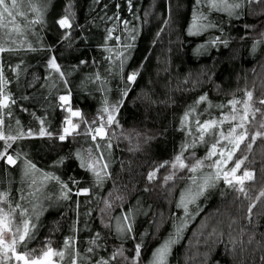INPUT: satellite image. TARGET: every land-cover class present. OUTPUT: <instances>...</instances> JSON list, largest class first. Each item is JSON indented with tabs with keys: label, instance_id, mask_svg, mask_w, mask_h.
<instances>
[{
	"label": "trees",
	"instance_id": "trees-1",
	"mask_svg": "<svg viewBox=\"0 0 264 264\" xmlns=\"http://www.w3.org/2000/svg\"><path fill=\"white\" fill-rule=\"evenodd\" d=\"M132 3L129 11L127 0H49L44 22L26 30L24 36L17 38V45H13L17 47L22 42L23 46L14 53L0 54V64L10 81L7 90L16 100L10 109L11 116L5 114L6 125L10 124L13 131L17 128L36 131L40 127L36 117H41L54 134L51 138L33 136L17 140L9 154L19 153L22 160H31L43 172L54 173L72 189L70 198L62 199L61 186L49 181L31 204L22 201L30 211L35 205L39 213L38 218L33 215L36 234L29 248H39L48 240L53 247L60 248L66 237L75 236L84 252L89 239L99 232L100 247L86 255L92 259L108 257L122 244L125 255L131 256L135 244L143 238L141 264H147L152 251L185 219L176 204L191 185L187 179L190 175L162 184L169 168L160 169L152 182L146 178L148 172L163 161H171L182 144L196 142L195 148L185 152L188 160L190 156L193 160V153L204 158L209 147L197 139L194 121L190 123L191 136L187 129L181 131L184 113L195 108L193 115L203 121L228 112L229 107L216 106L227 105L233 96L242 98L244 90L252 91L254 98L264 97V14H260L264 6L246 7L239 17L208 12V22L215 27L201 35L189 36L193 0H132ZM69 4L75 13L74 27L65 39V30L56 21ZM123 20L129 21L128 29L136 30L132 33L135 40ZM109 29H115L114 38L120 37L119 43L115 39L107 41V46L113 48L111 53L104 47ZM216 37L227 45L213 46L210 41ZM125 43L134 46L124 49ZM119 52L124 53L121 59L127 57L123 71L116 59ZM52 56L65 73L63 79L47 67ZM109 56L111 60L107 59ZM133 71L139 74L134 83H128L127 76ZM97 74L100 80L96 79ZM125 88L130 90L116 116L120 127L113 126L114 136L110 132L111 149H102L111 178L97 186L92 173L80 167L76 156L80 152L87 157L89 148L99 156L91 139L83 134L65 141L57 138L66 115L60 108L59 96L70 94L73 109H79L91 122L100 114L105 99L109 103L120 100ZM201 95H207L208 100L197 105ZM209 102L213 107H208ZM224 128L228 126L225 124ZM206 139L211 142V138ZM244 155L248 156L245 167L256 173L255 181L246 185L253 197L264 187V141L258 140L251 152L242 144L236 156ZM61 160L63 163H57ZM22 167V163L10 167L0 160V190L10 189L13 200L19 198L20 189L27 191ZM208 170L204 168L202 174L207 175L211 172ZM216 187L221 188L208 190L196 204L189 205L194 218L188 220L173 246L170 264H264L260 259L264 256V202L257 203L249 223L247 209L251 200L223 181ZM81 188L90 189V194L75 195ZM116 196L123 199L117 200ZM105 199L113 204L106 213L100 211ZM128 213L134 228L131 236L135 239L122 240L115 231L116 217ZM113 264L127 262L118 260Z\"/></svg>",
	"mask_w": 264,
	"mask_h": 264
},
{
	"label": "snow or ice",
	"instance_id": "snow-or-ice-1",
	"mask_svg": "<svg viewBox=\"0 0 264 264\" xmlns=\"http://www.w3.org/2000/svg\"><path fill=\"white\" fill-rule=\"evenodd\" d=\"M48 3L49 0H0V54L14 53L23 46L21 42L17 47H13V45H17V38L24 36L26 30L44 22V14ZM127 4L129 11H132V0H127ZM253 4L264 6V0H193V13L187 30L188 35H201L208 28L215 27L214 24L208 22V12H224L229 17H239L246 7L250 8ZM117 7L119 6L117 5ZM29 12L32 14L31 18L29 17ZM260 14H264V11ZM74 18L75 13L72 12L69 4L65 9V14L56 21L58 26L65 30V39L71 35L69 30L74 27ZM116 19H120L119 14L116 15ZM122 23L125 29L129 31L131 39L135 40L136 37L132 33L136 30L134 28L128 29V20H123ZM245 27L250 28L252 26L245 25ZM114 31L115 29H109L106 36L104 47L109 53L113 51V48L107 46V41L113 39L118 43L120 41L119 36L113 37ZM210 43L213 46L218 43L227 45V42L221 41L219 37H216ZM133 46L128 43L123 44L124 49H130ZM203 47L205 46L201 45V48ZM28 48L35 51L31 44H28ZM199 50L197 49V51ZM123 56V52H119L116 55V59L120 60L121 71H123L124 62L127 59V57L121 59ZM107 59L111 60L112 57L109 56ZM81 63H84V61H81ZM47 67L52 73L58 74L63 79L65 73L61 70V66L57 63L55 56L49 58ZM16 68H19V65ZM15 70L13 69V71ZM138 74L136 71L131 72L127 76V82L134 83ZM96 79L100 80L99 74H97ZM9 83L10 81L5 75L4 66L0 64V142H3V148L0 150V160L10 167H16L20 163L23 164L22 176L27 182V191L25 193V189H20L19 198L13 200L10 189L0 190V264H113V262L118 260H123L127 264H141L143 238H141L140 243L135 244L132 250L133 255L131 256L125 255V249L121 244L120 247L112 251L110 256L100 257L99 259H92L91 255L85 254H93L96 248L100 247L101 235L99 232L89 239V246L84 252L78 247V240L75 236L66 237L60 248L53 247L50 240L39 248L28 247L36 234V224L33 221V215L38 218L39 213L36 212L35 205L32 206L30 211L26 203L31 204L33 199L38 198L37 194L42 191L43 187H46V182L49 181H55L61 186L63 190L62 199H69L72 189L54 173L43 172L31 160H22L19 153L15 156L9 154L8 150L17 140L33 136L51 138L54 135L45 127V120L41 117H36L40 125L36 131L31 128L26 131L23 128H17L13 131L10 124L6 125L5 114L11 116V106L16 104V100L7 90ZM129 90L125 88L121 94V99L116 102L109 103L105 99L104 107L100 109V114L93 118L91 122L84 118L79 109H73L70 94L59 96L63 111L67 115L63 118V127L56 134L57 138L60 141H65L74 135L83 134L91 139L99 156L93 154V148L87 150V157L80 152H77L76 156L80 160V167L92 173L97 186H102L105 179L111 178V173L108 172L109 164L104 162L102 149H111L112 147L111 139L109 138L110 132L114 136L115 132L111 131L113 126L120 127L116 116L120 106L123 104V98L127 96ZM207 100V95H201L196 103L199 105ZM208 107L211 108L213 105L209 102ZM216 107L221 109L229 107V111L226 113L222 112L218 118L201 121L193 115L196 109L190 108L184 113L181 120V131L187 129L188 135L191 136L190 123L194 121V130L198 133L197 139L200 143L209 145L204 158H197L193 153V160L188 162L185 152L189 148L196 147V142L192 141L191 143L182 144L179 153L171 161L161 162L147 174V180L152 182L157 178L160 169H171L170 173L163 178L165 184L169 181H174L178 172L186 170L192 174L187 177L191 181V185L181 193L180 199L176 204L177 208L183 210L185 219L175 226L174 233L170 234L167 239L163 240L152 251L147 264H170L173 246L178 242L180 234L187 227L188 220L194 218L189 210V205L196 204L199 197L204 196L209 189L215 188L220 181H223L225 185L242 195L245 199L253 201L247 209L249 223L252 222L253 209L257 207V203L264 202V188L259 191V194L254 199L249 196V189L246 185L255 181L256 173L255 170L245 167L248 156L236 157V153L241 150L242 144L245 145L248 152H251L253 145L258 140L264 141V97L254 98L252 91L244 90L242 98L233 96L227 102V105L221 104ZM16 124L19 125L20 121L16 120ZM82 124L87 127L82 129ZM225 124L228 125L227 129L224 128ZM6 127L7 131H5ZM206 137L211 138V142ZM101 141L105 143L102 144ZM206 161H210V163L206 164ZM57 163H63V160ZM229 163L232 164L231 167H228ZM205 167L212 169L207 175L202 174ZM198 173H201V175L198 176ZM73 182L77 183L76 181ZM192 186H195V188L193 189ZM89 194L90 189L88 188L78 189L75 193L77 196H88ZM109 195L111 196L112 193H109ZM115 198L117 200L123 199L122 196H116ZM22 201L26 203H22ZM112 208V202L105 199L104 208L100 209V211L106 213ZM196 214H198V211ZM116 221L115 231L119 238L122 240L127 238L135 239L134 236H131L134 228L130 213L122 217H116ZM104 226L109 227L108 224ZM73 231H76L75 226H73ZM249 243H251V239ZM260 259L264 261V256H261Z\"/></svg>",
	"mask_w": 264,
	"mask_h": 264
},
{
	"label": "rangeland",
	"instance_id": "rangeland-1",
	"mask_svg": "<svg viewBox=\"0 0 264 264\" xmlns=\"http://www.w3.org/2000/svg\"><path fill=\"white\" fill-rule=\"evenodd\" d=\"M66 115H67V113H66ZM226 126H228L227 124H226ZM63 127V126H62ZM87 126L86 125H81V128L83 129V128H86ZM237 157V156H236ZM190 158V160H188V162H191L192 161V157L190 156L189 157ZM207 163H210V161H206V164ZM232 166V164L231 163H229V165H228V167H231ZM205 169L207 170V169H209V168H207V167H205ZM210 171H212V169H209ZM208 170V171H209ZM170 171H171V169H168L167 170V172H166V174H165V176L166 175H168L169 173H170ZM209 173V172H208ZM188 175H192L191 173H188L186 170L185 171H181V172H178V174H177V177H176V179H178V178H181V179H183V178H185V176L187 177ZM164 178V177H163ZM162 178V184H165V182H164V179ZM175 179V180H176ZM170 182H173V181H169L168 183H170ZM219 188H221V187H215V188H211V189H209V190H213V189H219ZM262 188H264V187H262ZM261 188V189H262ZM260 189V190H261ZM222 190H225V187L222 189ZM259 190V191H260ZM259 191L252 197L253 199H254V197L256 196V195H258L259 194ZM251 202H253L252 200H251Z\"/></svg>",
	"mask_w": 264,
	"mask_h": 264
},
{
	"label": "water",
	"instance_id": "water-1",
	"mask_svg": "<svg viewBox=\"0 0 264 264\" xmlns=\"http://www.w3.org/2000/svg\"><path fill=\"white\" fill-rule=\"evenodd\" d=\"M60 108L62 109V106Z\"/></svg>",
	"mask_w": 264,
	"mask_h": 264
}]
</instances>
